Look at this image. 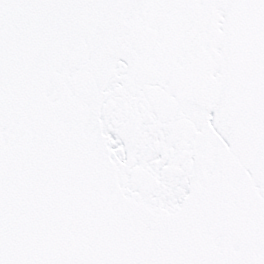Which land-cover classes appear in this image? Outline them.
<instances>
[{
  "label": "snow or ice",
  "instance_id": "snow-or-ice-1",
  "mask_svg": "<svg viewBox=\"0 0 264 264\" xmlns=\"http://www.w3.org/2000/svg\"><path fill=\"white\" fill-rule=\"evenodd\" d=\"M0 264H264V0H0Z\"/></svg>",
  "mask_w": 264,
  "mask_h": 264
}]
</instances>
